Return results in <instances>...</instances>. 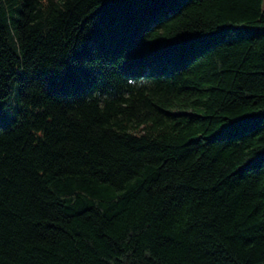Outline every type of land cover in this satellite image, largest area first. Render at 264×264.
<instances>
[{"label": "trees", "instance_id": "obj_1", "mask_svg": "<svg viewBox=\"0 0 264 264\" xmlns=\"http://www.w3.org/2000/svg\"><path fill=\"white\" fill-rule=\"evenodd\" d=\"M0 264H264V0H0Z\"/></svg>", "mask_w": 264, "mask_h": 264}, {"label": "rangeland", "instance_id": "obj_2", "mask_svg": "<svg viewBox=\"0 0 264 264\" xmlns=\"http://www.w3.org/2000/svg\"><path fill=\"white\" fill-rule=\"evenodd\" d=\"M12 93H13L15 96H17V95H18V88H17V87L13 88Z\"/></svg>", "mask_w": 264, "mask_h": 264}]
</instances>
